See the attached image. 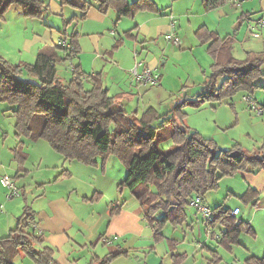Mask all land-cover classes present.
I'll return each mask as SVG.
<instances>
[{"label":"trees","instance_id":"16d2710c","mask_svg":"<svg viewBox=\"0 0 264 264\" xmlns=\"http://www.w3.org/2000/svg\"><path fill=\"white\" fill-rule=\"evenodd\" d=\"M80 1L60 0L62 5L85 11L81 15L85 17L92 0ZM95 1L100 11L106 13L115 9L119 17L133 16L143 10L159 11L155 0ZM203 1L208 9H213L227 0ZM49 5V0H0V20L12 7L20 8L26 17L41 19ZM71 21L72 18L66 20V24ZM63 33L65 40L69 38V44L57 45L64 53L61 60L73 61L80 52L79 32L67 35L64 30ZM198 34L214 57L209 81L196 99L181 101L164 115L153 106L140 117L129 115L125 103L111 95L99 78H93L91 87L87 86L85 82L92 75L82 72L75 63L73 77L63 80L56 53H39L33 63L14 62L0 54V101L15 106L12 111L18 135L44 139L67 160L90 165L98 164V156L106 160L110 154L116 155L127 168L119 187L128 188L135 195L144 218L156 235H161L166 224L187 220L186 207L193 194L204 198L206 193L219 187L225 175L240 169L264 171V146L251 154L239 144L222 149L185 121L188 105L200 108L203 102H221L238 92L250 95L259 87L256 81L264 77V52H249L246 58L239 59L233 54L231 38H222L205 27L200 28ZM166 138L172 141L167 149L161 145ZM22 150V146L15 148L19 164L27 157ZM68 174L63 170L56 179ZM15 177L17 175L12 178L15 180ZM257 193L256 188L249 187L243 197L252 199ZM223 209L226 213L212 222V226L220 223L225 227L221 241L232 244L238 242L242 231H252V226L231 215L233 208ZM34 218L32 207L25 205L17 226L0 236V264H14L19 254L31 257L38 264H57L52 248L37 246L42 240L36 228H32L36 223ZM119 254H126V251L112 254V257ZM91 262L111 264L107 257H94ZM246 263L264 264V254L250 256Z\"/></svg>","mask_w":264,"mask_h":264},{"label":"crops","instance_id":"0c3cea01","mask_svg":"<svg viewBox=\"0 0 264 264\" xmlns=\"http://www.w3.org/2000/svg\"><path fill=\"white\" fill-rule=\"evenodd\" d=\"M175 1L176 0H174V2ZM82 2L83 0L80 1V3ZM155 2L159 7V11L143 10L137 12L133 16L119 17L115 9H110L108 12L103 13L98 9V3L92 1L86 10V16L81 17L85 12L82 9L71 5H62L60 0H49V10L43 18L34 20L39 23V26H37L33 32L29 31L31 28L30 22L28 18L24 16L22 10L14 7L19 10V13L6 23L5 21L0 22V53H4V56L14 62L24 61L28 63L35 62L39 53H56L60 60L57 62L58 68H63L65 66L64 69L66 70L67 66L70 67L67 63L70 60H61L64 53L62 50H58L57 45L65 38L63 33L64 30L67 32V35H71L73 32H79L78 44L80 52L73 59V62L79 66L82 72L87 75H92L91 78L85 82L87 86L89 85V87H91L93 78H99L111 95L116 96L125 103V108L131 116L136 115L140 117L150 106L155 107L160 115H164L170 112L178 103L170 106L168 103L165 104L164 102V98H166L167 94H172L167 89L168 84L162 71L163 67L161 66L165 67L169 60L166 57L160 59L157 54L161 53L165 54L163 56H166L168 48L161 50L158 48V45L153 42L161 37L164 38V34L171 29H176L181 35L182 42L180 45L173 44V48L177 50L185 48L193 52L198 49V47L204 46L206 48L205 50H207L208 44L203 42L201 36L198 34V30L205 27L209 31L217 32L222 38H231L233 46L238 35L236 30L240 29L243 23H247L248 30V22L250 20L260 17L264 18V0H259V2L257 0H227L223 5L213 9H208L203 0H189V7L187 10L190 12H188L186 23L182 25V21L176 22L175 20L176 17L178 18L181 15V13H176L175 8H172L171 11L167 10L168 13L165 12L166 21L163 20V17L159 15L162 14L164 8L159 6L157 0H155ZM51 12L55 13L54 15L59 14L63 17H65L66 12L69 13L70 18H72L71 25H69L70 32L68 27L62 30L60 25H56V22L50 20ZM141 12H146V14H140ZM256 12H260V14L253 15ZM189 16H191L193 20L189 18ZM196 17H199V20H195ZM127 19L133 21L131 22V25L133 24L132 27L128 25L130 22H127ZM172 20H174V26L171 24ZM13 23H19V25L15 24L14 26ZM125 23L129 28L124 25ZM237 24H240V26L235 29L234 26ZM119 28H121L122 31H119ZM106 29H108L109 35L113 36L114 39H110L103 35ZM56 30L58 32H56ZM28 31L29 33L27 34ZM261 32L264 34V27L261 28ZM2 35H6L11 41L5 43L1 40ZM18 35L24 36L22 45L12 46L11 42L15 41ZM66 40L69 44L68 37H66ZM140 42L143 43L142 47L139 46ZM255 42H257V40ZM167 43H169V41ZM169 44L172 45L171 42ZM34 45H36L38 51H33ZM250 45H252L251 48H254V50L249 49L246 55L249 52H260L255 49L257 47L253 44ZM152 48L153 52L151 51ZM188 50H185V52ZM235 52V46H233L234 55H236ZM209 55L211 54L209 53ZM212 58L213 60L209 65L210 72L211 65L214 62V57L212 56ZM136 60L143 61L144 65L150 66L160 73L161 82L158 85L161 86L155 88L153 87L154 84L138 82L133 77L131 68L134 66ZM61 72L63 76H67L66 78H68V80L73 77L71 69L69 71L66 70V73L65 71ZM136 100L138 101L137 107L134 109V112L131 113L128 108L130 104L135 103ZM185 100L190 99L186 98ZM164 105L169 109L167 112L162 113ZM189 107V105L185 107L188 116ZM2 130H4L3 133L5 136L9 134V131L5 130V127L2 128ZM34 144L37 146V143ZM3 145L4 147L3 150H1L0 156L9 155L14 162H17V158L15 157V146L17 144L12 143L8 145L10 152L6 150L5 143ZM24 145L23 149H25L26 152L22 150V153H24L28 159H24L22 164L17 162L18 164L16 167H13L12 163L6 167L7 169L15 170V175L8 172L0 173V236L7 235L11 229L17 226L26 205H24V201L21 197H24L25 193L24 200L27 201L29 198L28 191H26L27 183H23L22 196H19V198H9L7 187L2 182V177L4 175H9L11 177L17 175L15 180L20 184L21 181L25 180V178L22 177L24 176L22 171L32 172V165L28 162L31 158V154L27 152V150H30V146L26 143H24ZM48 147H50L48 148V154H55L52 160L48 159V161H46L45 158L39 155L40 153L33 152L38 156L36 158H39L36 170H42L44 168L51 174L59 171L57 175L65 170V172H69L70 175H62L59 180L67 176L70 177L71 180L76 177V179L85 184V187L91 188L92 193L88 191L82 192L79 185L74 184H71L70 187L63 188V184H61L60 181L54 180V182H52L50 177H46L43 183H41L42 187L40 190L43 191L40 192L39 190L37 192L36 202L31 206L34 211V219L36 222L34 225L37 227L35 231L40 235L42 240L37 246H48L52 248L57 264H92L89 260L90 256L91 258L95 257L97 259L107 257L111 260V264H114L115 260L122 256L130 257L129 255L132 249L141 247L140 244L144 241V239H141L144 236L143 231L151 228L153 232H155V229L144 218L140 202H133L131 205H128V199L126 198V190L128 188L119 187V183L127 174V168L124 178L119 177L120 179H118V176L112 177L108 182V186L104 187L97 184L94 178H91V174L83 176L84 174L81 173V176L76 175L79 171H87L86 168L78 166L75 170L68 169L66 165H74L72 164L74 160L65 159L59 152L56 154L57 151L49 144ZM79 162L85 166L89 165L81 161ZM43 163L45 165H42ZM120 172H122V170H120ZM257 191L260 190L257 189ZM107 194H109V196ZM131 195L133 196L134 194L131 192ZM195 195L197 194H193L192 196ZM105 197L108 199V204L102 211L97 204L98 201ZM130 199L134 198L130 196ZM204 200L206 201L205 196ZM218 204L214 206H219ZM187 207L192 206L188 203ZM187 207L186 212L188 216ZM193 211L197 215L194 208ZM241 211L234 217L238 219ZM197 219L199 224L202 223L201 225H203L206 231L207 227L202 219ZM34 225L33 227H35ZM217 225H220V232L215 231ZM188 226L191 227L192 225L189 224ZM212 228H214V232L211 235L207 234L209 236L206 237L205 234L204 236L200 234V237L198 236L200 239H205L203 243L204 248H207V242L209 240L215 239L217 243L220 242L222 232L225 229L220 223L214 224ZM161 235H163V229ZM89 244H93L94 247L92 248ZM125 251L126 254H119L112 257V254ZM199 252L200 251H197L196 255H199ZM253 255L261 257V255L251 253L246 258ZM204 264L207 263L204 262Z\"/></svg>","mask_w":264,"mask_h":264},{"label":"rangeland","instance_id":"374dc122","mask_svg":"<svg viewBox=\"0 0 264 264\" xmlns=\"http://www.w3.org/2000/svg\"><path fill=\"white\" fill-rule=\"evenodd\" d=\"M92 1L95 3V0ZM157 1L159 6L164 8L162 14L159 15L163 17V20L166 21L165 12L168 13L167 10L171 11L172 8H175L176 13H181L180 17L175 18L176 22L182 21V25L186 23L188 12H190L187 10L189 7V0H176L175 2L174 0ZM257 1L259 2V0ZM18 13L19 10L12 7L5 13V18L0 20V22L5 21L6 23ZM142 13L146 14V12H141L140 14ZM54 14L55 13L53 12L50 13V20L56 22V25H60L62 30L68 27L70 32L69 25L71 24H66V19L68 20L70 18L69 13L66 12L65 17L59 14ZM259 14L260 12H256L253 15ZM26 18H28L30 22L31 28L29 31L33 32L34 29L39 26V23L34 20H38L39 18ZM189 18L192 17L189 16ZM196 19L199 20V17H196L195 20ZM127 22H130L128 23L130 27L133 26V24L131 25V22H133L131 19ZM13 24L14 26L15 24L19 25V23ZM124 25L129 28L126 23ZM119 31H122V29L119 28ZM56 32L58 31L56 30ZM236 32L238 35L233 46H235V56L237 58L244 59L247 57L246 53L249 49L254 50V48H251L252 45L250 44L257 47L255 49L258 51L264 52V34H262L261 31L260 37L255 38L251 36L247 30V23L245 22L240 29L236 30ZM103 33L106 37L114 39L113 36L109 35L108 29ZM23 39V35H18V37L15 38V41L11 42V45H22ZM1 40L5 43L11 41L6 35H2ZM256 40L257 42H255ZM167 42L166 39L161 37L153 43L157 44L158 48L161 50L168 48L166 56H163L165 54L161 53L157 54V56H159L160 59L166 57L169 60L165 67L161 66L163 67L162 71L168 84L167 89L172 94L170 95L168 93L166 98H164V102L165 104L168 103V105L173 106L186 98L194 100L203 90L204 84L209 81V65L213 58L212 55H209L207 50H205L206 48L204 46L198 47V49L191 52V50L185 48L177 50L176 48H173L175 44L173 45V43H171L172 45H170V42ZM139 46L142 47L143 43L140 42ZM185 50L188 51L185 52ZM33 51H38L36 45L33 46ZM151 51L153 52V48ZM0 54L3 56L5 55L4 53ZM24 59L26 60L25 56ZM67 63L70 65V61ZM64 68L65 66L63 68H58L59 75L63 80H68V78H66L67 76H63L61 71H65L66 73V70L69 71L70 67L67 66L66 70ZM262 69L264 71V64ZM256 83L259 87H256L250 96L264 106V77L259 78ZM159 86L161 85H154L153 87L156 88ZM247 94L248 93L245 92H238L233 97L227 98L221 102L217 100L206 101L203 102L200 109H196L190 105L188 108L189 116L187 114L185 121L191 128L200 131L205 137L213 139L222 149H230L234 145L239 144L246 153L251 154L257 151L258 148L264 146V114L261 116L256 115V113L250 109L248 103L243 99V96ZM137 102L138 101L136 100L135 103L130 104L128 108L129 112H134V109L137 107ZM12 108H15V106L12 107L8 102L0 101V153L2 152L1 150H3L4 143L8 152H10L8 145L12 143L17 144L15 148L17 146L23 147L24 143L30 146V150H27V152L31 154V158L28 162L32 165L33 170L32 172L22 171L24 173V176L22 177H24L25 180L21 181L20 184L14 180L20 190H22L23 183H27L26 191H28L29 198L27 201L24 200L25 193L24 197H21L24 201V205L32 206L36 202V194L41 189V183H43V180L46 179V177H50L52 182H54V180L60 181L61 184H63V188L70 187L71 184H74L79 185L82 192L88 191L89 193H92L91 188L85 187V184L76 179V177L71 180V178L67 176L64 179L59 180L55 178L59 171L51 174L44 168L42 169L43 171L36 170L39 158H36L38 156H36L35 153H40L39 155L45 158L46 161H48V159L52 160L55 157V154H48V148L50 147H48V144L44 139H35L31 135H18L16 133V118L13 115ZM168 109L169 108L164 105L162 113L167 112ZM4 127L5 130L9 131V134L6 136L3 133L4 130H2ZM34 143H37V146ZM171 144L172 141L168 138L161 142L162 147L165 149L169 148ZM23 150L25 151V149ZM56 154H58V152ZM27 159L28 157L26 160ZM97 160L98 164H90L86 166L79 161L74 160V163H72L74 165L67 164L66 166L71 170H75L78 166L86 168L87 171H79L76 175L81 176V173L84 174L83 176L91 174V178H94L97 184L104 187L108 186V182L112 177L118 176V179L124 178L126 174V165L118 159L116 155L110 154L106 160H103L101 156H98ZM17 162H19L18 159ZM17 162H14L9 155L0 156V173L8 172L15 175V170L7 169L6 167H8L10 163H12L13 167H16L18 164ZM44 163L42 165H45ZM120 170H122V172H120ZM249 187L257 188L260 191H258L257 195L255 194L256 196L254 195L252 199H245L243 195ZM7 190L9 192L8 188ZM41 191L43 190H40V192ZM126 192L128 205H131L133 202H139L134 195H131L129 189H127ZM107 195L109 196V194ZM130 196L134 199H130ZM205 198V202L212 207H217L214 205L218 203V205H221L223 208L239 206L242 211L238 216V219H241L252 226V231H242L239 235L238 242L232 244L221 240L218 243L215 239L209 240L207 242V248H204L203 243L205 239L203 240L199 237L200 234L202 236L205 234L206 237L209 236L207 235L208 233H206L207 230H204L203 225H201L202 223L199 224L197 218L201 220L200 214L197 213L196 215L192 207H187L188 219L185 222L179 224H166L163 228V235H156L151 228L144 230V236L141 238L142 240L144 239V241L141 242V247L138 249H132L129 255L130 257L122 256L121 258L116 259L114 264H204V262L207 264H247L246 257L251 253L262 256L264 253V171L240 169L234 174L225 175L221 179L219 187L206 193ZM107 204L108 199L105 197L98 201L97 205L98 207L100 206L103 211ZM189 224L192 226L189 227ZM219 226L220 225H217L216 227L214 226L215 231L220 232ZM213 229L214 228H212V230ZM89 246L92 248L94 247L93 244H89ZM197 251H200L198 253L199 255H196ZM89 260H92L91 256L89 257ZM14 264L38 263L27 255L19 254L15 258Z\"/></svg>","mask_w":264,"mask_h":264},{"label":"built area","instance_id":"2783aa9c","mask_svg":"<svg viewBox=\"0 0 264 264\" xmlns=\"http://www.w3.org/2000/svg\"><path fill=\"white\" fill-rule=\"evenodd\" d=\"M171 24L174 26V20H172ZM262 27H264L263 17L253 19L248 22V32L254 37L261 36L260 31ZM164 38L175 45H180L182 42L181 35L176 29H171L170 31L166 32L164 34ZM60 44L63 46L68 45L65 39L61 40ZM69 66L70 69L73 71L75 67L74 62L70 61ZM131 73L138 82L151 83L154 85L156 84L158 85L161 82L160 73L156 69L144 65L143 61L141 60H136L134 66L131 68ZM243 99L248 103L250 109L253 112H255L256 115L261 116L264 114V106L259 104L249 94L244 95ZM2 182L9 189V194H8L9 198L21 196L20 188L17 186V184L15 183L14 179L11 176L4 175L2 177ZM188 203L196 210L198 214H200L203 223L207 227V233L211 235L213 233L212 222H214L220 215L225 214L226 211L222 207L213 208L212 206L207 204L204 198L200 195L191 196L188 200ZM240 211L241 210L239 207H234L233 210L231 211V215L232 216L238 215ZM34 226L35 228H37L36 225Z\"/></svg>","mask_w":264,"mask_h":264},{"label":"water","instance_id":"95a60500","mask_svg":"<svg viewBox=\"0 0 264 264\" xmlns=\"http://www.w3.org/2000/svg\"><path fill=\"white\" fill-rule=\"evenodd\" d=\"M239 26H240V24H237V25L234 26V28H235V29H236V28H239ZM231 155L234 156L235 153H232Z\"/></svg>","mask_w":264,"mask_h":264}]
</instances>
